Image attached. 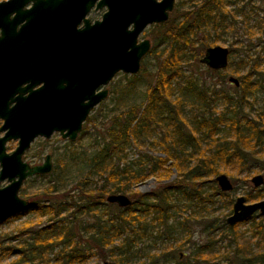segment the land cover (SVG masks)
Segmentation results:
<instances>
[{"label":"trees","instance_id":"1","mask_svg":"<svg viewBox=\"0 0 264 264\" xmlns=\"http://www.w3.org/2000/svg\"><path fill=\"white\" fill-rule=\"evenodd\" d=\"M186 1L185 9L174 10L176 17L151 27L150 32L159 36L154 45L164 48L155 55L154 81L145 100L113 115L105 124L98 121L104 117L103 109L98 111L101 117L86 119L83 133L90 126L101 129L93 140V153L76 166L79 173L87 166L89 171L80 179L57 177L56 184L49 178L46 188L39 193L43 197L29 199L30 211L38 218H48L50 223L40 229L24 223L18 235L26 239L18 249H5L17 258L9 264L47 262V255L55 249L58 252L53 264H85L92 256L116 264L132 259H145L148 264L208 263L210 243L192 247L190 255H182L181 260L175 257L174 250L180 251L181 243L189 240L188 218L183 217V212L200 205L201 214L205 204L211 203L210 198L218 197L224 201L223 209L231 214L233 200L214 181L215 176L222 174L220 169L248 172L260 162L257 149H264V105L254 116L243 111L250 112L253 104L249 100L264 93L260 62L252 61L248 54L254 47L251 42L255 36L264 35V7L257 6L264 0ZM251 15L257 18L254 25ZM224 35L231 37L227 67L237 58V69H246L244 74L238 72L239 87H234L233 93L227 90L224 70L213 71L199 62L205 50L218 46ZM185 67L194 69L184 79ZM135 79L136 76L128 77L129 83ZM141 144L149 153L122 164L120 154L126 146ZM95 176L101 185L96 186L91 179ZM151 177L168 182L148 194L131 191ZM72 181L68 188L60 186ZM207 182L213 184L212 194L203 193V184ZM127 193L129 207L121 209L105 202L110 194ZM246 196V201L253 200L250 194ZM225 216L206 218L202 232L208 237L218 233L220 240L236 244L235 256L243 260L242 264L246 260L252 262V257H244L243 247L238 244L241 235L235 231L237 226L229 227ZM254 225L252 234H260L261 227ZM176 232L186 239L173 249L162 251L161 245L173 239ZM212 257L211 260L219 258ZM222 258L228 259L226 254Z\"/></svg>","mask_w":264,"mask_h":264},{"label":"water","instance_id":"2","mask_svg":"<svg viewBox=\"0 0 264 264\" xmlns=\"http://www.w3.org/2000/svg\"><path fill=\"white\" fill-rule=\"evenodd\" d=\"M96 1L0 2V89L10 100L8 104L15 102L13 107L0 106L4 121L0 131L5 132L0 140V179L18 178L0 190V224L28 208V202L17 197L22 181L52 172L49 155L38 166L22 163L21 155L30 143L37 137L49 139L54 133L76 141L92 110L106 100V86L114 77L138 73L151 47L147 39L138 43L139 36L148 26L166 22L174 6V0H100L96 8H106V12L101 21L90 24L85 16ZM228 59V48L214 46L205 50L199 62L219 71L228 66ZM227 82L239 87L235 77H228ZM10 139L19 140L18 147L6 155L4 143ZM214 181L223 193L233 189L224 174ZM250 183L261 187L264 178L255 175ZM105 202L121 209L131 205L124 194H110ZM257 212L264 217V200L247 204L244 197H238L226 224L232 227Z\"/></svg>","mask_w":264,"mask_h":264},{"label":"rangeland","instance_id":"3","mask_svg":"<svg viewBox=\"0 0 264 264\" xmlns=\"http://www.w3.org/2000/svg\"><path fill=\"white\" fill-rule=\"evenodd\" d=\"M6 0H0L3 2ZM187 2L186 0H176V8L179 11H182L184 8V3ZM257 6L264 7V3H259ZM105 11V9L101 10L100 13H95L90 15V19H100L101 14ZM176 17L174 13L170 15V19ZM257 19V18H256ZM255 17L250 16L251 25H254ZM151 27H147L145 31L140 35L139 41L147 39L151 43V49H154V53L152 55H146L142 58L140 62V69L137 74L135 75H125L127 78H123L122 75L124 74H117L114 79L106 86L108 90V96L105 101L101 102L97 107H95L89 116H104L99 118V124L101 121L105 124L106 121L112 117L113 115L118 114L120 111L127 110L131 105L138 106L142 104L145 100V93L149 86L153 84L154 78L153 73L155 70L156 65V58L158 52H160L164 47L161 45H154V41L156 37H159L158 34L154 32H150ZM245 39L244 36H242ZM258 37V38H257ZM259 39V40H258ZM251 42V41H250ZM231 43L230 36H222L219 40L218 46L228 48L229 44ZM247 43V42H246ZM249 43V42H248ZM251 43H254L253 49L248 52L252 61L259 60L260 66L259 70L264 74V35L259 36L256 35L255 39L252 40ZM242 56V54H241ZM145 69L142 70L143 65ZM237 58L233 59L231 66L224 69L223 74L225 75V81L228 84L227 90L233 93L234 86L227 82L228 77L232 76L238 78L239 74H244L246 72L245 68L237 69ZM194 69L192 67L184 68L182 72V78L184 79L189 75L190 71ZM237 69L235 74H232L233 71ZM204 75V74H203ZM136 76V79L129 83L128 77ZM206 78V75L202 76ZM215 78V77H214ZM208 80V79H207ZM214 81V80H213ZM253 104L250 112L247 109H244V114L248 116H254L255 111L261 109L262 105H264V93L257 94L255 99L249 100ZM102 108H100V106ZM99 107V108H98ZM103 109L101 116L98 115V111ZM111 112V113H109ZM109 115V116H107ZM88 116V117H89ZM104 118V119H102ZM98 124V122H97ZM100 125H97V127ZM84 124L82 131L78 135V138L74 142H68L60 137L59 134H54L51 139L49 140H37L33 143L32 148L27 155L28 162L33 163H40L43 161V158L46 154L51 155L52 162H53V170L51 174L45 178H31L28 183H25L23 186V195L25 199H41L43 195L39 194L42 189L46 188L49 178L52 180V184H56L57 177L64 179L66 176L68 177H78V179L84 177V175L89 171V167H85L81 173L78 172L77 163L83 159L90 157V155L94 151V138L101 134V129H95L94 127L90 126L89 129L83 133ZM99 131V132H98ZM259 152L258 158L260 162H258L255 166H253L248 172H238L237 168H221L220 171L222 174L226 175L230 182L233 185V191L229 193L228 198L232 199L233 202L237 197H244L246 199V195L250 194L253 197L247 204L258 202L259 200H264V184L261 187L254 188L250 183V179L255 175H261L264 178V149L259 148L257 149ZM143 153H149L145 145H128L126 146L124 152L120 154L122 158V164H128L130 162L135 161L139 155ZM156 156H159L156 154ZM84 163H87L84 161ZM79 165V164H78ZM81 167V166H80ZM175 174H173V177ZM96 186L102 184L100 180H97L98 177L95 176L91 178ZM168 182L167 180L159 181L155 177H151L146 181L142 182L141 184L133 187L131 189L132 192L137 194H148L152 191H156L160 189L161 184ZM67 183L60 185L62 188L70 187V184ZM212 187L213 184L211 182H207L203 184V193L204 194H212ZM30 196L28 198L25 196L26 194ZM34 193H36L35 196ZM130 197V193L124 194ZM33 196V197H32ZM54 197V196H53ZM52 197V198H53ZM259 198V199H258ZM212 201L209 204H205V211L201 214V206L197 205L191 207L186 212H183V217L188 218V227H189V240L188 242H184L183 239H186V236L178 232L175 233L174 238L164 241L162 246V251L165 249H173L177 246V244L182 240L181 243L182 248L181 250L177 251L174 250L175 257L179 256V260H181L184 256H189L192 247H196L198 245H203L205 243H210L211 249L207 254L206 258H209L208 263L203 264H242L241 259L236 258L237 256L235 253L236 244L229 242V240H220L218 233L212 234V236L206 235L202 232V221H206L208 219H215V218H223L224 215L225 219L230 215H228V211L223 209V199L218 197L210 198ZM248 202V201H247ZM200 214V215H199ZM24 223H30L33 229H40L46 227L50 222L48 218H38L34 213H27L23 216L14 217L2 224H0V250H4L6 252L0 251V264H9L14 262L17 258L15 254H8L9 251L5 250L7 247H14L15 249L19 248V245L22 243L26 236H19L18 229L22 227ZM255 224L261 227L260 234L253 235L252 234V225ZM254 225V226H255ZM240 236L238 244L243 247L241 250L243 255L246 259L252 257V262L244 261L243 264H264V218L259 217L256 214L253 218H251L248 222L241 223L237 226L235 230ZM211 240V242H209ZM214 241V243L212 242ZM57 249L54 250L53 254L47 255L46 260L47 262H39L36 261L32 264H53V259L55 258V253ZM58 252V251H57ZM180 254V255H179ZM228 257L227 260H224L222 256L224 255ZM213 255L218 256L219 258L216 260H211ZM113 262L110 259L100 260L97 256L90 257L85 264H102L103 262ZM126 264H148L145 259H132L128 261Z\"/></svg>","mask_w":264,"mask_h":264},{"label":"flooded vegetation","instance_id":"4","mask_svg":"<svg viewBox=\"0 0 264 264\" xmlns=\"http://www.w3.org/2000/svg\"><path fill=\"white\" fill-rule=\"evenodd\" d=\"M99 1L100 0H97L96 2H95V4H94V6L89 10V12L86 14V16H85V19L86 20H88L89 22H90V24H94L96 21H101L102 20V17H103V15H104V13L106 12V8H100V9H97L96 8V6H97V4L99 3ZM157 2H160L161 0H156ZM176 0H174V6H173V10H172V12H170L169 13V15H168V20H170V15H172V13L174 12V10H175V8H176ZM103 9H105V11L101 14V16H100V19H90L89 18V16L90 15H92V14H94L95 15V13H100V11L101 10H103ZM167 20V21H168ZM166 21V22H167ZM166 22H164V23H162V24H153V25H150V26H148V27H152V26H155V25H163V24H165ZM83 25V22H81V24L78 26V27H81ZM131 29V28H130ZM145 31V30H144ZM143 31V32H144ZM142 32V33H143ZM142 35V34H141ZM140 37V36H139ZM145 40V39H144ZM142 41V40H141ZM149 41V40H148ZM137 42L139 43L140 41H139V38H138V40H137ZM150 42V41H149ZM151 44V43H150ZM151 48V47H150ZM24 86H26V85H23V87ZM42 86V84H40V85H37V86H35V87H33L32 88V91H35L36 89H38V88H40ZM3 90H2V88L0 89V106H4V105H7V106H9V107H13L14 105H15V102H13V103H10V104H8V101H10L8 98H7V95H4L5 93L3 92ZM29 94V92H26L25 94H22V97H26L27 95ZM16 96H18V95H15L13 98H15ZM3 123H4V121L0 118V129H1V127L3 126ZM54 134H56V133H54ZM54 134H52V136L54 135ZM52 136L49 138V139H51L52 138ZM5 137V132H1L0 131V140L1 139H3ZM40 139H42V140H49V139H45V138H43V137H37V138H35L31 143H30V146H29V148L27 149V150H25L24 151V153L21 155V161H22V163L23 164H27L29 167H34V166H38V165H41L43 162H44V160H45V157L47 156V155H49V154H46L45 156H44V158H43V161L42 162H40V163H33V162H28V160H27V155L29 154V152H30V150H31V148H32V145H33V143L35 142V141H37V140H40ZM68 141V140H67ZM18 142H19V140H13V139H10V140H7L5 143H4V154H6V155H10L12 152H14L15 150H16V148L18 147ZM69 142V141H68ZM50 157H51V155H49ZM51 164H52V170H53V162H52V157H51ZM0 173H1V165H0ZM51 174V173H50ZM50 174H48V175H35V176H33V177H30V178H27V179H25V180H23L22 181V183H21V185L19 186V188H18V191H17V197L19 198V199H22V200H24V201H27L28 202V208L26 209V210H24V211H20V212H18L17 214H15L14 216H12V217H10V218H8L7 220H5L4 222H6V221H8V220H10V219H12V218H14V217H19V216H23V215H25V214H27V213H29V212H31L30 210H31V208H32V206H31V202H30V200L29 199H25V198H23L24 197V195H23V186H24V184L25 183H28L29 181H31L30 179L32 178H38V179H40L41 177H43V178H45V177H47V176H49ZM0 176H2L1 174H0ZM18 180V178H15L14 179V181H9L8 179H7V177H4V179L3 180H1L0 179V190H2V189H4V188H6L8 185H10V184H12L13 182H15V181H17ZM232 191H233V189H232ZM232 191H230V192H232ZM230 192H228V193H230ZM26 194V193H25ZM25 196H27V195H25ZM238 198V197H237ZM236 200V199H235ZM234 200V201H235ZM246 200V199H245ZM259 201H261V200H259ZM247 202V201H246ZM234 203V202H233ZM247 203H249V202H247ZM232 206H233V204H232ZM32 213V212H31ZM231 214H232V212H231ZM230 214V215H231ZM256 214H258L259 215V212H257ZM256 214H254L251 218H253ZM229 215V216H230ZM259 217H262V216H260L259 215ZM250 218V219H251ZM262 218H264V217H262ZM250 219H247V220H245V221H242V222H240V223H237L236 225H234V226H238L239 224H241V223H244V222H248ZM3 222V223H4ZM2 224V223H1ZM230 227V226H229ZM233 227V226H232Z\"/></svg>","mask_w":264,"mask_h":264}]
</instances>
